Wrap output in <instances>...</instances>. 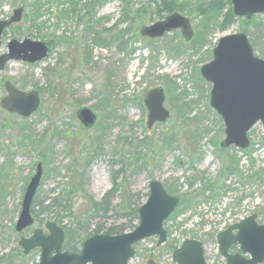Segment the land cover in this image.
Returning <instances> with one entry per match:
<instances>
[{
    "label": "rangeland",
    "instance_id": "1",
    "mask_svg": "<svg viewBox=\"0 0 264 264\" xmlns=\"http://www.w3.org/2000/svg\"><path fill=\"white\" fill-rule=\"evenodd\" d=\"M21 1L0 0V20L11 19L21 6L26 8L22 21L4 32L0 55L9 51L14 38L54 41L45 59L11 60L0 72V102L7 95L6 80L40 95V105L29 117L9 112L0 103V255L16 252L22 236L29 237L36 227L55 219V213L48 212L25 232L15 229L27 185L46 156L48 170L35 199L50 201L77 179L83 184L63 224L87 216L89 197L101 200L114 179L117 191L111 197V210L101 219L106 225L123 223L118 211L126 196L131 192L136 205L143 203L153 180L180 199L185 195L195 199L192 206L179 205L166 220L165 243L158 244L159 235L138 242L129 264H148L150 259L177 264L174 249L189 238L202 242L209 264H227L219 252L218 234L253 213L264 224V124L259 122L249 131L247 149L222 147L225 125L210 104L212 84L200 68L212 59L221 37L244 30L256 45V55L264 58V14L255 18L254 27L239 21L221 29L217 25L229 9L227 4L216 13L214 27L204 31L199 10L191 5L181 13L191 18L197 40H187L179 30L149 39L141 35V27L160 19L149 0H96L91 8L86 6L91 0H77L84 14L58 20L46 12L43 32L25 20V13L33 9ZM158 85L165 88L171 117L149 129L144 97ZM176 101L190 106L179 109ZM83 107L97 115L91 128L77 116ZM169 133L177 142L167 149L160 139ZM36 141L41 143L35 145ZM233 156L239 168L224 174ZM210 182L223 187L206 190ZM40 256L37 249L28 255V263L37 264Z\"/></svg>",
    "mask_w": 264,
    "mask_h": 264
},
{
    "label": "water",
    "instance_id": "2",
    "mask_svg": "<svg viewBox=\"0 0 264 264\" xmlns=\"http://www.w3.org/2000/svg\"><path fill=\"white\" fill-rule=\"evenodd\" d=\"M234 14L237 17H252L264 13V0H232ZM23 9L14 11L10 20H0V46L4 30L22 18ZM181 28L185 37L194 36L190 19L174 12L166 19L145 26L142 34L151 38L163 36L167 31ZM52 41L25 39L23 42L12 40L8 44L9 52L0 55V71L10 60H22L35 63L48 55ZM203 77L213 82L211 104L224 117L226 137L222 147L234 145L246 149L250 145L248 132L257 123L264 124V60L253 55L246 33H231L220 38L214 50V59L202 66ZM8 96L2 99V105L10 112L29 116L40 103L37 91L24 93L10 82L6 83ZM166 94L163 87L150 90L145 98L148 109L147 122L152 127L157 121L164 122L170 115L165 105ZM79 118L86 126L94 125L97 115L88 107H83ZM43 177L42 164H38L37 173L31 178L24 194L22 208L15 229L22 233L34 225L32 205ZM180 203L178 196L167 192L162 182H151V194L140 208V224L130 232L122 234H94L85 240L80 253L64 250L65 232L55 222L46 225L50 230L45 235L42 229L35 228L29 237L22 236L19 246L25 254L36 248L41 249L38 264H128L135 255L134 244L152 236L159 235V244L167 240L164 222ZM256 213L234 223L218 235L220 253L227 258V264H262L264 262V225L257 224ZM237 231V233H234ZM240 242L245 253H230V246ZM174 260L178 264H208L201 241L187 239L174 251ZM148 264H161L151 259Z\"/></svg>",
    "mask_w": 264,
    "mask_h": 264
},
{
    "label": "trees",
    "instance_id": "3",
    "mask_svg": "<svg viewBox=\"0 0 264 264\" xmlns=\"http://www.w3.org/2000/svg\"><path fill=\"white\" fill-rule=\"evenodd\" d=\"M23 2L29 8L33 9L27 15L30 23L40 32H43V24L46 23L45 20H42V18L46 15L45 10L43 9L45 8L47 3H44L43 0H25ZM74 2L76 4H74ZM95 3L96 0H91L90 2L87 1L86 6L88 8H91L90 6ZM48 4V12L52 11V14H56L58 20H61L65 15L70 13H76L78 16L81 13L84 14V11H79L80 1L77 0H48ZM65 4L68 7L65 8ZM151 4L155 5L154 14L159 16V18H163L166 14H170L172 12L174 13L187 11V9L192 5L185 0H149V5ZM227 4L229 6L228 11L224 14L223 20L221 21L220 25L216 24L221 29H226L236 21V17L231 7V0H229L228 2L227 0H213L209 3H200L198 4V6L192 5L199 10V15L201 16L200 26L204 31H207V29L210 27H214L213 21L217 18L216 13H222ZM83 14L81 16V19H83ZM88 15H91V12ZM254 20L255 18L250 22H253V24H255ZM180 98L181 100H183L182 95L180 96ZM176 103L178 104L179 109L185 106H190V104L180 105L178 101H176ZM143 108L145 107L143 106ZM176 142L177 141L174 138L173 133H169L161 140L162 146L167 149L174 146ZM230 160V163L226 165V169H224L223 171L224 174L225 172H235L239 168V161H237L238 159L235 156L231 157ZM42 161L44 162L47 171L49 160H47L46 156H43ZM70 169H73V165L72 167H70ZM115 185L116 180H114V187L110 189L101 200H96L92 197H89L91 208L89 214L85 217L74 220V222L70 223L71 225L63 224V219L65 218V216H67V214H70L73 211L74 196L83 186L82 183H79V179H77L76 182H72L70 185L63 188L62 191L59 192L55 197L51 198L50 201L35 199L33 202L32 212L35 215L36 219L39 221H43V214L48 212L55 213V220L65 228L66 240L64 243V249L70 252H80L81 250L79 248V245H81L82 247L84 241L93 234L100 232L111 235L120 234L126 231L134 230L139 225L140 204L136 205L133 202V194L131 192L126 196L123 208L118 211L120 216H122L121 218L125 220L123 223H112L110 225H106V223L101 220L105 216H107V214L111 210V197L117 191V185ZM207 187H209V185H207L205 189H207ZM194 200L195 199L193 197L191 198L185 195L184 198H182L180 201V206L184 208L192 206ZM96 218H99L100 221H96ZM16 250V252L13 251L11 253L0 255V264H29V257L23 254L21 247H17ZM36 251L37 250H34L33 252Z\"/></svg>",
    "mask_w": 264,
    "mask_h": 264
},
{
    "label": "bare ground",
    "instance_id": "4",
    "mask_svg": "<svg viewBox=\"0 0 264 264\" xmlns=\"http://www.w3.org/2000/svg\"><path fill=\"white\" fill-rule=\"evenodd\" d=\"M23 1H25V0H22L21 1V3H24ZM185 1H187V2H189V3H192V5H194V6H198V4H200V3H202V4H204L205 3V1L206 0H185ZM44 3H47L46 4V6H45V8L43 9V10H45V13L46 12H48V10H49V4H48V1L47 2H44ZM74 4H76L75 2H74ZM22 5H26V4H22ZM152 5V4H151ZM154 5V4H153ZM27 6V5H26ZM28 7V6H27ZM232 7V10H233V13H234V8H233V6H231ZM29 8V7H28ZM154 8H155V5H154ZM17 9H23V12H22V18H21V20H20V22L22 21V19H23V14H24V12H25V7L24 6H21L20 8H17ZM17 9H15V10H17ZM14 10V11H15ZM29 12V11H28ZM28 12H26L25 13V20L26 21H29V19L27 18V15H28ZM154 12H155V10H154ZM30 13V12H29ZM49 13H50V15H54V16H56V14H52V11H49ZM70 14H76V13H70ZM70 14H67V15H65L64 17H66V16H68V15H70ZM171 14H173V12L172 13H170V14H166L163 18H160V19H158L157 21H155V22H153V23H151V24H147V25H143L142 27H141V29H140V33H141V35H143L142 34V29L145 27V26H149V25H152V24H154V23H156V22H158V21H161V20H164V19H166L169 15H171ZM261 14H264V13H257V14H253L252 15V17H247V16H241V17H237L235 14V17H236V21L234 22V23H236V22H239V21H242V23H243V25H248V27L250 28V27H254V25H256V23L255 24H253V22H250L252 19H254V18H256L257 16H259V15H261ZM47 15V14H46ZM46 15L42 18V20H45V18H46ZM63 17V18H64ZM56 18H57V16H56ZM189 19H190V22H191V25H192V28H193V24H192V20H191V18L190 17H188ZM62 20V19H61ZM46 21V20H45ZM248 21V22H247ZM254 21H256V19L254 20ZM29 23H30V21H29ZM233 23V24H234ZM32 25V24H31ZM44 25V24H43ZM231 26H229L228 28H226V29H229ZM175 30H179V31H181V33H182V35L185 37V35H184V33H183V31H182V29L181 28H177V29H173V30H171V31H167L163 36H160V37H156V38H161V37H164L166 34H168V33H170V32H172V31H175ZM193 30H194V28H193ZM235 33H246V35H247V37H248V39H249V42H250V44H251V48H252V51H253V55L255 56V57H257V58H260V59H262V60H264V58H262V57H260V56H257L256 55V53H255V48H256V45H254L251 41H250V38H249V35L247 34V31L246 30H244V31H241V32H235ZM144 37H147V38H149V39H156V38H151V37H149V36H145V35H143ZM196 36V35H195ZM195 36H193L191 39H187L186 37V39L187 40H189V41H191V40H197V38L195 37ZM28 38H30V37H26V38H24L23 40H19V39H17V38H14V40H17L18 42H23L25 39H28ZM30 39H32V38H30ZM201 39V38H200ZM36 40H38V39H36ZM199 40V39H198ZM220 40V39H219ZM219 40H218V42H217V44H216V46H215V48L218 46V44H219ZM200 41H202V39L201 40H199V41H197V42H200ZM122 45H124V42H122L121 43ZM197 44H200V43H197ZM215 48H214V50H215ZM52 49H53V46H50V50H49V53H48V55H46L44 58H42L41 60H43V59H45L46 57H48L49 55H50V53H51V51H52ZM214 50H213V57H212V59L209 61V62H211L213 59H214ZM173 52H176V51H173ZM41 60H37V62L38 61H41ZM209 62H207V63H209ZM29 63V62H28ZM207 63H205V64H207ZM205 64H203L202 66H204ZM202 66H201V68H200V73H201V75H202V72H201V69H202ZM203 76V75H202ZM7 82H10L11 83V85L12 86H14L16 89H18L19 91H21V92H24V93H29V92H26V91H23V90H21V89H19L11 80H6L5 81V85H4V87H5V89H6V92H7V95L6 96H8V94H9V92H8V90H7V87H6V83ZM209 82H211V81H209ZM211 84H212V87H211V90H210V104H211V91H212V88H213V82H211ZM160 85H158V86H154L153 88H155V87H159ZM161 87H163V86H161ZM153 88H151V89H149L148 91H147V93L150 91V90H152ZM164 88V87H163ZM164 90H165V88H164ZM147 93L145 94V97H144V104H145V98H146V95H147ZM165 94H166V91H165ZM1 103V106L3 107V105H2V101L0 102ZM39 105H40V103H39ZM39 105H38V107H39ZM211 106L216 110V112L218 113V115L222 118V120H223V122H224V125H225V131H226V128H227V126H226V122H225V119H224V117L219 113V111L211 104ZM38 107H37V109H38ZM4 109H6L5 107H3ZM36 109V110H37ZM82 109V108H81ZM81 109H79L78 110V112H77V116H78V113H79V111L81 110ZM7 111H8V109H6ZM35 110V111H36ZM35 111H33L32 113H34ZM10 112V111H9ZM14 113H16V112H14ZM31 113V114H32ZM18 114V113H17ZM30 114V115H31ZM20 115V114H19ZM29 115V116H30ZM22 116V115H21ZM29 116H24V117H29ZM170 117H171V115H170ZM169 117V118H170ZM78 118H79V116H78ZM168 118V119H169ZM80 119V118H79ZM81 120V119H80ZM167 121V120H166ZM166 121H164V122H166ZM82 122V121H81ZM97 122V118H96V121H95V123ZM164 122H161V121H157V122H155L154 124H153V126L152 127H149L148 126V122H147V127L149 128V129H151V128H153L154 127V125L155 124H157V123H164ZM83 123V122H82ZM95 123H94V125H95ZM261 123H262V121H261ZM84 125V124H83ZM94 125H92V126H86V125H84L85 127H87V128H91V127H93ZM56 135H58L59 134V132H57V133H55ZM34 137V136H33ZM164 137V136H163ZM163 137H162V139H163ZM29 138H31V136L29 137ZM162 139H160V141L162 140ZM33 141V140H32ZM34 143V142H33ZM36 143H41V142H37L36 141ZM36 143H34L35 145H36ZM39 163H41L42 164V168H43V175H44V173H46V168H45V164H44V162L42 161V159H41V161H39L38 163H37V165H36V170H35V173H34V175L37 173V168H38V164ZM82 168H85V166L83 165L82 166ZM74 170V167H73V169H72V171ZM237 174H241V172H237ZM33 175V176H34ZM32 176V177H33ZM114 180H116V179H114ZM41 181H42V179H41ZM152 182V181H151ZM40 184H41V182H40ZM215 184V185H214ZM68 185H70V184H68ZM208 185H209V187H207V189H214L215 191L217 190V189H221L222 187H223V185H220V186H218V184L217 183H214V182H210V183H208ZM28 186V185H27ZM40 186V185H39ZM116 186V185H115ZM113 187H114V185H113ZM112 187V188H113ZM111 188V189H112ZM206 189V190H207ZM150 194H151V183H150V192H149V196H148V198L143 202V203H141L140 205H139V211H140V208L148 201V199H149V197H150ZM24 198V197H23ZM31 212H32V209H31ZM32 216H33V218H34V225H36V223L39 221V220H37L36 219V217H35V215L33 214V212H32ZM139 218H140V214H139ZM44 220V219H43ZM239 221H241V220H239ZM239 221H237V222H239ZM40 223L42 222V221H39ZM48 222H55L59 227H61L63 230H64V232H65V228L63 227V225H61V224H59L55 219H52V220H48V221H46L45 222V224H44V226H42V227H36V228H39V229H42L43 230V232H44V234L45 235H49L50 234V230L48 229V227H47V223ZM236 223V222H235ZM234 224V223H233ZM232 224V225H233ZM257 224L259 225V226H262V225H264V224H262V223H260V222H258V220H257ZM231 226V225H230ZM99 234H107V233H104V232H100ZM65 239H66V233H65ZM236 243H238L239 245H240V248H241V243L240 242H236ZM21 249H22V247H21ZM22 252H23V254L25 255V256H27V255H30V253L29 254H25L24 253V251H23V249H22ZM231 254H235V253H231Z\"/></svg>",
    "mask_w": 264,
    "mask_h": 264
},
{
    "label": "flooded vegetation",
    "instance_id": "5",
    "mask_svg": "<svg viewBox=\"0 0 264 264\" xmlns=\"http://www.w3.org/2000/svg\"><path fill=\"white\" fill-rule=\"evenodd\" d=\"M234 233H237V231H234ZM230 253H242L240 245L238 243H233L230 246ZM225 259H226V262H227V258H225Z\"/></svg>",
    "mask_w": 264,
    "mask_h": 264
}]
</instances>
